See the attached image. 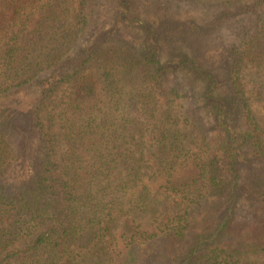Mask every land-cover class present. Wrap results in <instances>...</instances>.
I'll return each instance as SVG.
<instances>
[{
    "label": "trees",
    "instance_id": "1",
    "mask_svg": "<svg viewBox=\"0 0 264 264\" xmlns=\"http://www.w3.org/2000/svg\"><path fill=\"white\" fill-rule=\"evenodd\" d=\"M0 264H264V0H0Z\"/></svg>",
    "mask_w": 264,
    "mask_h": 264
},
{
    "label": "rangeland",
    "instance_id": "2",
    "mask_svg": "<svg viewBox=\"0 0 264 264\" xmlns=\"http://www.w3.org/2000/svg\"><path fill=\"white\" fill-rule=\"evenodd\" d=\"M116 11H117V10H116V7H115V17H116ZM124 30H125V33H126V34H128V35H130V36H133V37L135 36L134 30H132V29H127V30L124 29Z\"/></svg>",
    "mask_w": 264,
    "mask_h": 264
}]
</instances>
